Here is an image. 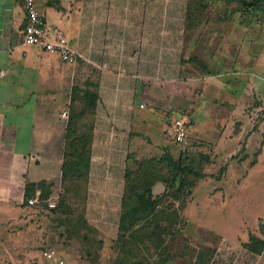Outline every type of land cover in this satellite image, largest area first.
Returning a JSON list of instances; mask_svg holds the SVG:
<instances>
[{
  "label": "crops",
  "instance_id": "obj_1",
  "mask_svg": "<svg viewBox=\"0 0 264 264\" xmlns=\"http://www.w3.org/2000/svg\"><path fill=\"white\" fill-rule=\"evenodd\" d=\"M35 1L49 28L57 29L81 57L70 65L58 54L24 44V1L0 0V259H10L18 242L17 234L20 245L25 244L23 251L36 250V245L28 248L29 241L38 238V225L29 209L39 206L29 200L37 192L41 195V190L35 188L28 196L26 187L45 181V185L52 184L54 188L52 175L60 172L62 177L61 154L65 150L68 121L61 115L67 110L70 115L71 98L77 88L75 71L81 65L88 69L83 89L97 88L84 205L92 185L117 186L118 173L122 176L123 193L131 141L135 142L136 154L141 149L183 151L187 141L197 145L198 140H203L201 135L207 133L206 141L215 150H208L198 158H205L206 166L221 158L225 161L229 155L230 160L221 161L219 170L230 172L235 185L245 183L248 170L264 162V117L252 119L264 95L263 88L257 96L264 73L254 70L264 59L260 35L255 51L251 45L257 42L250 32L242 38L241 49L231 53V77H228L231 87L215 78L207 81L209 86L214 83L218 89L231 90L226 106L203 100L194 101L195 105L177 103L166 97L158 99L160 93H156L154 85L167 88L175 74L181 80L179 72L183 67L172 69L168 63L173 59V42L178 38V60L187 59L190 53L188 40L195 31H185L187 0ZM92 70L97 85L91 83ZM180 83L178 86L182 88L183 81ZM163 107L167 110H162ZM187 107L193 108L192 117L189 116L184 141L176 143L168 135L178 115L172 108ZM168 113L174 117L169 119ZM230 118L231 138L225 137L222 130ZM226 143H231V150H224ZM232 178L217 184H228ZM61 186H57L56 193L60 190L64 193ZM85 215L86 208L82 216L86 220ZM53 254L46 249L41 257L54 261Z\"/></svg>",
  "mask_w": 264,
  "mask_h": 264
},
{
  "label": "rangeland",
  "instance_id": "obj_2",
  "mask_svg": "<svg viewBox=\"0 0 264 264\" xmlns=\"http://www.w3.org/2000/svg\"><path fill=\"white\" fill-rule=\"evenodd\" d=\"M205 2L207 11L204 22L193 29L195 31L192 33L193 37L188 40L189 44L187 43V51L190 52L187 59L178 60L179 38L176 43L173 42L175 50L171 53L173 59L168 65L173 66H170L172 69L180 65L183 67L179 72L181 80H178L175 74L170 76L174 79L168 81L167 88L161 84L154 85L156 93H160L158 99L166 97L177 103L190 102L193 105H195L194 101L203 100L208 103L210 101L212 104L223 103L226 106L229 103L226 99L231 98V90L218 89V85L214 83L209 86L207 81L215 78L231 87V81L228 80V77H231V53L234 54L237 48L241 49L242 38L250 35V32L254 37L253 40L257 42L253 41L254 45H251L253 51L259 46V35L263 39L262 42L264 41L263 11L247 10L236 0H204V4ZM169 66L168 69H170ZM87 70L81 65L75 71L76 90L79 96H83L85 92L97 93V88L94 86L91 90H85L82 87V82L88 74ZM254 70L264 73V59ZM90 77L91 83L96 84L94 70L90 73ZM182 81V88H180L178 85ZM263 88L264 83L260 85L259 91L257 90V96L261 95ZM83 106L84 103H80L79 109L84 110ZM166 108L161 109L166 111ZM192 109L191 107L183 108V110L172 108V112L178 114L186 112L192 117ZM167 116L169 119L174 117L170 113ZM61 117L68 121V110ZM222 128L226 134L225 137L231 138V118ZM206 135L207 133L201 135L203 140H198L200 143H196L197 145L191 142L188 144L189 141H187L186 150L183 151L141 149L136 154L135 142L131 141L125 170L134 171L139 167L140 162L148 159L160 160L165 153L177 159L182 153H185V156L198 158V155L208 150L212 152L215 150L214 145L206 141ZM223 147H225L224 150H231V143L229 145L226 143ZM64 152L65 150L61 154L62 162ZM228 157L229 155L225 157L226 162L230 160ZM221 161L225 162L222 158ZM218 162L209 163L206 166L205 163L203 164L202 174L206 177L198 181L196 189H192L186 207L179 214L180 221L178 220L177 225L170 226L169 223L164 222L161 223L160 229L148 231L141 229L139 232L141 235L135 234L136 245L132 249H129L128 242L120 236L119 212L123 186L120 182L122 176L119 173L117 186L92 185L87 194V205L80 208H77V205L73 208L75 210L73 218L64 215L61 211H56L62 195L56 191L62 181L60 172L52 175L50 170L49 174L53 176V182L56 184L50 189V194L55 193L51 197H58L56 207L51 210L47 203H42L37 205L39 206L37 209H29L33 222L35 221L38 225V238L36 241H29L28 248L36 245V250L23 251L25 244L20 245V234H17L18 242L14 245L15 249L11 251L10 259L6 261L0 259V264H3L2 261L5 262L4 264H264V250L257 255L243 246L247 243L249 236L264 239V162L255 169L248 170L247 181L245 183L241 181L239 185H235L230 172L219 170L222 162L219 164ZM154 167L164 168L162 163ZM230 177L232 180H229L228 184L227 182L217 184ZM48 198L50 197L46 199ZM169 202L167 200L163 204L164 209L168 210L166 206ZM69 203H71L70 200L67 204ZM85 208L86 220L83 218L85 222L82 225L77 222V219L82 218ZM46 249L54 252V261L41 257V252Z\"/></svg>",
  "mask_w": 264,
  "mask_h": 264
},
{
  "label": "trees",
  "instance_id": "obj_3",
  "mask_svg": "<svg viewBox=\"0 0 264 264\" xmlns=\"http://www.w3.org/2000/svg\"><path fill=\"white\" fill-rule=\"evenodd\" d=\"M236 1L247 10L264 12V0ZM206 11L207 5L206 2L204 4V0H187L185 31L198 28L204 22ZM96 100V93L85 92L83 96H79L78 90L73 91L71 98L64 160L61 165L64 193L59 198L58 209L55 210L73 218L75 217L73 208H76L77 205V208L82 207L85 201L84 193L87 184ZM80 103H84V110L79 109ZM182 154H179L177 159H173L165 153L160 160L148 159L140 162L139 167L134 171L125 170L119 230L121 239L128 242L129 249L135 247V234H140L141 229L146 231L160 229L161 223L164 222L175 226L180 221L179 214L186 207L187 199L192 194L196 181L204 175L202 166L205 163V158H194V156ZM161 163L164 168L154 167ZM157 183L163 184L165 190L162 194L155 196L151 194V191ZM35 188L41 190V198H47L50 195L52 184L48 186L44 182L36 185L29 184L26 187L27 195L31 196ZM68 200L71 203L67 204ZM167 200L170 201L166 206L168 210L164 209L163 205ZM82 219H77V222L82 224L85 222ZM243 246L258 255L264 250V239L249 236L247 243H244Z\"/></svg>",
  "mask_w": 264,
  "mask_h": 264
},
{
  "label": "built area",
  "instance_id": "obj_4",
  "mask_svg": "<svg viewBox=\"0 0 264 264\" xmlns=\"http://www.w3.org/2000/svg\"><path fill=\"white\" fill-rule=\"evenodd\" d=\"M26 11V24L22 33V41L26 45L40 46L45 52L58 54L61 60L70 65H75L80 54L75 52L68 44L67 39L57 30L51 29L43 17L38 13L35 0H23ZM142 108L143 105H140ZM264 117V95L261 105L255 110L252 119ZM189 123V115L186 112H180L173 120L168 129V135L174 142L182 143L186 136V125ZM58 194H62L61 190ZM58 197H50L41 200L37 192L36 197L29 200L30 204L40 205L47 203L49 209H54ZM45 255L50 258L49 254Z\"/></svg>",
  "mask_w": 264,
  "mask_h": 264
},
{
  "label": "water",
  "instance_id": "obj_5",
  "mask_svg": "<svg viewBox=\"0 0 264 264\" xmlns=\"http://www.w3.org/2000/svg\"><path fill=\"white\" fill-rule=\"evenodd\" d=\"M165 190L163 184L161 183H157L155 184V186L153 187L152 191H151V194L152 195H155V194H161L163 193Z\"/></svg>",
  "mask_w": 264,
  "mask_h": 264
}]
</instances>
